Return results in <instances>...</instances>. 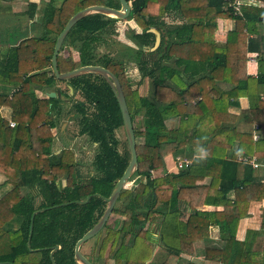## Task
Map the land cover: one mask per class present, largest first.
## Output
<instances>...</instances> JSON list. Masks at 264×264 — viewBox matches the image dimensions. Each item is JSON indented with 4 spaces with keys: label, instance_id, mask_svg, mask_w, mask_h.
Wrapping results in <instances>:
<instances>
[{
    "label": "trees",
    "instance_id": "16d2710c",
    "mask_svg": "<svg viewBox=\"0 0 264 264\" xmlns=\"http://www.w3.org/2000/svg\"><path fill=\"white\" fill-rule=\"evenodd\" d=\"M50 1L41 35L28 37L26 31L17 45L0 47V88L9 89L0 94V175L12 187L0 199V264H79L75 246L104 215L106 199L131 160L128 141L127 150L118 151L116 132L124 129V121L108 82L95 74L61 81L51 63L57 38L75 14L93 5L120 6L113 0ZM127 1H132L128 20L141 29L128 36L132 47L100 60L98 47L108 42L102 34H115L119 20L91 14L72 28L63 44L62 50L68 44L77 60L72 52L58 56L60 73L102 66L118 78L136 138L139 167L130 181L138 180L122 191L112 213L123 219L96 236L105 232L97 255L84 256L92 264H198L184 257H197L196 244L203 243L199 256L208 263L264 264V212L260 229L237 239L251 204L264 201V179L237 161L264 160V7L254 3L264 0H245L252 3H242L239 10L238 0ZM36 6L24 13L29 20ZM167 15L180 23L167 25ZM220 19L235 23L224 43L215 41ZM153 29L161 35L156 49ZM183 44L190 46L187 59L177 56ZM249 53L258 55L256 78L247 74ZM125 63L135 64L142 79L152 80L153 96H141L132 86ZM242 98L248 108L231 113ZM70 103L73 112L66 114ZM193 104L200 113L190 111ZM4 108L11 110L10 120L2 116ZM220 113L227 114L225 121ZM64 117L76 122L75 137L96 146L95 175L90 178L77 170L75 149L52 148L53 130ZM175 119L177 126L170 128L168 122ZM239 122L257 126L259 139L241 132ZM170 155L190 159L192 165L152 178V171L165 169ZM63 179L72 183L62 187ZM90 196L87 204L78 203ZM217 224L228 228L220 244L210 234ZM156 245L161 252L151 259L150 247Z\"/></svg>",
    "mask_w": 264,
    "mask_h": 264
},
{
    "label": "rangeland",
    "instance_id": "374dc122",
    "mask_svg": "<svg viewBox=\"0 0 264 264\" xmlns=\"http://www.w3.org/2000/svg\"><path fill=\"white\" fill-rule=\"evenodd\" d=\"M35 1V0H34ZM33 1V2H34ZM108 0H95L93 3L95 4H107ZM116 7L120 6V3L117 0H113L112 2ZM242 3V2H240ZM29 4H31V0H0V47L5 46L10 47L13 45H17L19 41L23 38H25L26 31L28 30V19L24 17V13H27L29 11ZM39 4L40 10L38 11L37 15L35 17L31 18L33 19L32 22L30 21V34L32 36H39L41 34L36 33L35 30L37 27H41L43 24V12H44V4L43 0H37V5ZM245 4V3H244ZM95 6V5H93ZM104 6V5H102ZM91 7V6H89ZM88 8V7H87ZM117 19V18H116ZM116 23V32L113 35L109 34H102L104 36V39L107 42V44H104L101 42L100 46L97 50V56L98 58L104 59L106 57H111L115 55H119L121 52L124 51L126 46L132 47V42L129 40V35L135 31V23L133 21H130V25L127 23H124V20H120ZM128 20V19H127ZM34 21V22H33ZM129 21V20H128ZM171 23V22H170ZM174 23H177L174 21ZM174 25V24H173ZM139 31L141 33V29L136 28V31ZM64 51H67V53L72 52L74 55V58L77 59L76 56H78L76 53L74 54L72 49L68 46V44L65 43ZM68 54H66L67 56ZM125 69H126V75L131 81V84L133 87H136V84L143 83L141 86V93H144L145 96H153V84L151 79L145 78L142 79L140 71H138L137 66L132 63H125ZM97 75V74H95ZM63 90H66V85L61 86ZM138 89V86H137ZM3 90H0V94H3L4 92H1ZM36 95H40V91L35 92ZM78 97V95H76ZM45 98V95L43 94V97ZM41 98V99H42ZM29 104L27 103V106ZM73 104H67L65 107L66 114H69V111H72ZM73 112V111H72ZM73 114V113H72ZM5 116V114L3 113ZM73 117V116H72ZM70 118V117H69ZM64 117V121L59 124L58 129L53 130V134L56 135L54 137L53 142V150L55 152H60L62 149L65 148H72L75 149V157L78 161L79 167L78 171L80 172L81 176L84 178H90L95 175V171L93 169V162L95 157V151L96 146L90 145L85 141V138L82 137H75L74 132L78 130L76 122L67 119ZM60 128V131H59ZM62 134V135H60ZM116 137L120 141V146L118 147L119 153H122L127 150V136L125 129H120L116 132ZM184 158L183 156H181ZM76 170H72V173H74ZM134 178V177H132ZM138 179H134L133 181H130V184L128 185L127 189H131L134 187V185L137 183ZM145 181V180H144ZM62 187H65L72 183V180L69 182L67 179H63ZM11 186L7 185L6 180H1L0 182V199L3 198L10 190ZM23 194H26V192H23ZM118 219H123V217L120 216H111L110 220L108 221V226L115 227L117 224ZM103 231V230H102ZM105 232L102 233L99 237H94L90 239L88 242H86L81 247V252L83 255H86L88 257L97 255L98 249L101 243V240L104 236ZM155 247H150V252L153 253L152 258L153 259L156 254H154ZM161 252V250H160ZM196 262V260L194 261ZM198 263V262H197ZM201 264V263H198Z\"/></svg>",
    "mask_w": 264,
    "mask_h": 264
},
{
    "label": "water",
    "instance_id": "95a60500",
    "mask_svg": "<svg viewBox=\"0 0 264 264\" xmlns=\"http://www.w3.org/2000/svg\"><path fill=\"white\" fill-rule=\"evenodd\" d=\"M120 2V9H114L102 5H95L88 7L77 14H75L67 23L64 30L60 33V35L57 38L54 52L52 56V70L55 74L56 78L61 81H69L73 78L87 75V74H97L102 76L110 85L111 89L113 90L117 101L119 103L123 121H124V129L127 136V141L129 144V149L131 153V160L129 162V165L124 172L123 176L120 178V180L116 183V186L114 188V191L112 192L111 196L106 199L108 206L107 209L100 219V221L95 225L90 231H88L76 244L75 246V259L79 264H92L81 252V247L88 242L90 239L96 237L108 224V221L110 220L113 210L116 206V203L119 199L120 194L123 190H127L128 185L130 184V180L134 176L136 170L139 167L138 163V154L136 150V138H135V132L133 123L131 120V115L128 109L127 101L124 95V92L122 90V86L120 84V81L118 78L111 73L108 69L102 67V66H83L79 69L73 70L71 72L67 73H60L58 68V56L60 54V51L63 47L64 41L69 34V32L72 30V28L83 18L86 16H89L91 14H103L106 16H110L112 18H117L120 20H127L132 12V6L128 3L127 0H118ZM157 36L156 39V46L154 49H156L160 44V36L157 32L152 31ZM50 98H55V93L48 94ZM92 196L88 197L85 202H78L79 204H87ZM43 210L38 211L42 212ZM35 213L33 217L37 214ZM33 227H31V234H32ZM59 248L57 247L56 250ZM53 254V253H52Z\"/></svg>",
    "mask_w": 264,
    "mask_h": 264
},
{
    "label": "crops",
    "instance_id": "0c3cea01",
    "mask_svg": "<svg viewBox=\"0 0 264 264\" xmlns=\"http://www.w3.org/2000/svg\"><path fill=\"white\" fill-rule=\"evenodd\" d=\"M33 1L34 0H31V2H33ZM238 1L242 2L243 4L244 3H249V4L252 3V2H249V1H245V0H238ZM34 2H37V0H35ZM50 2H51L50 0H43L44 6L48 5ZM61 2H62V0H55V4L56 5L60 4ZM128 3L132 6V1H129ZM254 3L264 7L263 3H257V2H254ZM24 17L28 18V21H29L28 22V27L29 28L27 30V32L29 33L28 37H33L30 34V26H29V23H30V21L32 22V20H29V16L28 15H24ZM164 21L169 26L173 25V24L177 25V23L178 24L180 23L179 20L177 18H175L173 15H167L164 18ZM174 21H176L177 23H174ZM124 23H127L128 25L132 26L130 24V21H128V20H124ZM234 24L235 23L232 20L220 19L218 21V29L215 32V41L218 42V43L226 42L228 32L231 31L234 28ZM135 27L138 28L136 25H135ZM136 28H134L135 31H136ZM41 31H42L41 27H37V29L35 30V32L39 33V34H41ZM152 31L157 32L159 34V36H160V39H161V35L156 29H153ZM136 32L139 33L138 30ZM160 43H161V41H160ZM129 46H131V45H129ZM189 50H190L189 44H183V45H181L178 48L177 56L181 57V58H184V59H187L188 55H189ZM60 54L66 56V54H68V53H67V51H64V50L61 49ZM257 56H258L257 53H249L248 54L247 74L249 76H251L252 78H256L258 76V59H257ZM140 82L138 84H136V86H138V90H139L141 96L145 97V94L141 93L142 92L141 86H142L143 83H140ZM0 90H3L1 92L7 93L9 89L7 90V88L5 89L3 87V88H0ZM38 97L42 98L43 94L40 92V95H38ZM239 103H240V107L239 108H231V110H230L231 113L239 115L241 110H245V109L248 108V100L247 99L242 98V99L239 100ZM189 109H190L191 112L200 113V111L198 110V108L194 104L191 105L189 107ZM3 113L5 114V116L3 115ZM1 114L6 120H10L11 119V110L10 109H7V108L2 109L1 110ZM219 118H220V120L225 121L227 119V114L226 113H220L219 114ZM177 123H178L177 119L170 120L168 122V126L170 128H175V126H177ZM254 127L250 126V125H246L245 123H242V122L238 123V129L241 132L249 131V132L253 133L254 132ZM201 154L202 153L200 151H197V156L201 155ZM178 157H181V156H178ZM176 158L177 157L174 156V155H170V156L166 157L164 159L165 169H157L155 171H152L151 172L152 173V178L162 177L165 174V172L174 173V174L176 173L177 174L178 170L175 167V159ZM256 176L259 177V178H263L264 179V174L261 171H256ZM1 180H6V178L4 176L0 175V182H1ZM263 182H264V180H263ZM214 209L215 208H213V207H204L203 208V210H206V211H212ZM263 212H264V201H262V202H253L251 204V207H250V210H249V215L245 219L240 221V224H239V227H238V231H237V239L238 240H240V241L243 240L244 237H245V234H246V232L248 230H259L260 229ZM188 217H189V209L185 212V216H184L183 219L187 220ZM227 231H228V228L226 226H224V224H217V226L212 228V230L210 232L212 240L214 242H216V244H218V243L220 244L221 243L220 236L222 234L226 233ZM203 246H204L203 243H197L196 244V250L198 252V256L197 257L193 258V257H187L186 256L184 258L187 261H193L194 262L196 260V263L198 262V263H201V264H211V263L206 262L205 259L202 256H199V253L203 249ZM154 251H155L154 254H157L160 251V247L158 245H156Z\"/></svg>",
    "mask_w": 264,
    "mask_h": 264
},
{
    "label": "built area",
    "instance_id": "2783aa9c",
    "mask_svg": "<svg viewBox=\"0 0 264 264\" xmlns=\"http://www.w3.org/2000/svg\"><path fill=\"white\" fill-rule=\"evenodd\" d=\"M236 8L237 10H239V7L241 6L240 2L236 3ZM12 127L15 126L14 123L11 122L10 124ZM257 126L254 127V132H253V136H254V140L257 141L259 139V135L257 133ZM237 161L239 163H244V164H248L253 170L255 171H264V160H259L256 157H252V158H247V157H239L237 159ZM192 165V160L187 159V158H181V157H177L175 159V167L176 169L179 171L183 168H188Z\"/></svg>",
    "mask_w": 264,
    "mask_h": 264
},
{
    "label": "flooded vegetation",
    "instance_id": "af4514ba",
    "mask_svg": "<svg viewBox=\"0 0 264 264\" xmlns=\"http://www.w3.org/2000/svg\"><path fill=\"white\" fill-rule=\"evenodd\" d=\"M32 5H37V2H31V4H29V6H28L29 9L31 8ZM39 9H40V8H39V4H38V5L36 6V14H35V15H37Z\"/></svg>",
    "mask_w": 264,
    "mask_h": 264
}]
</instances>
